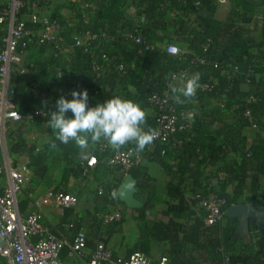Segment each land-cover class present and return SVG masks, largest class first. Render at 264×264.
<instances>
[{
    "label": "crops",
    "instance_id": "1",
    "mask_svg": "<svg viewBox=\"0 0 264 264\" xmlns=\"http://www.w3.org/2000/svg\"><path fill=\"white\" fill-rule=\"evenodd\" d=\"M111 1L50 0V12L57 16L61 23L60 37L63 39V47L57 56L50 47L30 48L24 62L33 68L35 74L45 73V77L39 78L50 90L52 101L55 102L61 95L68 98L75 87L90 84L89 60L82 58L79 50L73 47V38L85 30H93L101 33L104 49L110 57L100 82L105 91L109 89L108 86H119L120 77L115 68L118 60L124 63L131 78V84L125 85L123 90L132 93H135L132 84L140 83L146 77L154 88L166 91L170 90L169 79L174 72H186L189 76L199 73L200 87L195 97L182 103L188 107L189 113H194L191 117L194 132L205 130L210 141H215L218 137L222 139L224 135L236 136L248 146L256 138H264V130L249 125L238 123L236 128H233L235 123L231 120V114L219 106L220 94L207 97L203 89L204 85L215 88L220 86L221 82L236 83L243 78L248 57L264 52L261 33L264 4L256 5L249 12L236 6L232 0H228L226 4H220L218 0H159L162 14L155 13L152 16V10L149 9L152 0H115L113 7L115 10L117 8V15L108 17L103 11ZM197 1L201 2L199 7L194 6ZM220 25L230 26L233 30L232 35L227 36L228 39L225 38L223 43H213L211 57L223 66L205 70L182 67L187 56L199 51L201 41L211 37L208 34L210 29ZM128 33L143 37L147 43L161 50L168 42H172L182 50V58L145 52L140 46L125 40ZM168 59L176 60L173 62ZM177 62L181 64L176 65ZM59 73L62 75L57 79ZM251 96L252 94L245 95L249 101L253 100ZM145 109L146 118L153 119L154 109L150 105ZM46 136L43 148L49 142L48 128ZM186 144L190 149L188 161L193 163V167L201 160L200 148H194L191 140H187ZM107 146L114 150L108 144ZM6 147L9 157L14 158L16 162L21 158L28 164L29 160L21 151L16 152L12 145L10 148L8 145ZM88 157L83 159L82 164ZM167 162L170 165L176 164L174 160ZM223 163H200L201 175L194 170L189 172L185 176L186 182L178 187L165 173L161 158L154 148H150L143 154L141 164L131 169L137 189L134 197L141 204L137 209L127 208L118 199L119 187L129 175L123 177L126 172L120 169L98 164L87 176L71 177L66 183L61 181V173L48 178L43 174L44 171H40L36 175L32 173L31 182L24 187L21 207L23 213H26L35 201L43 198L47 190L63 188L78 196L79 204L76 209L61 211L50 202L41 205L44 221L58 238L67 237L71 240L76 233L83 232L88 252L99 242H103L115 256L127 257L132 252L139 251L141 227L161 222L164 224L168 240L152 243L149 257L153 264H158L162 257L167 258L168 264H176L177 259L178 264H186V260L196 264L198 256L187 241L202 240L201 229L196 224L201 219L194 196L202 191L203 186L217 184L218 178L222 176L219 165ZM247 175L240 205H248L257 218L242 221L235 217L236 240L231 257L232 264L241 263L242 254L247 253L245 244L254 246L253 241L257 239L263 246L259 253L264 254V226L260 225L264 224V177L254 171L248 172ZM226 193L232 195L233 190L227 189ZM104 211H120L122 220L115 225H103L99 217ZM64 224L70 227L66 228ZM253 232H256L255 237L250 239ZM67 252L68 249L64 248L61 253L66 264H88L86 257L74 259L69 257Z\"/></svg>",
    "mask_w": 264,
    "mask_h": 264
},
{
    "label": "built area",
    "instance_id": "2",
    "mask_svg": "<svg viewBox=\"0 0 264 264\" xmlns=\"http://www.w3.org/2000/svg\"><path fill=\"white\" fill-rule=\"evenodd\" d=\"M226 4L228 0H218ZM201 2H195L199 7ZM0 258L7 264H66L62 258V250L68 249L67 255L74 259L87 258L88 264H151V259L139 251L132 252L127 257L113 254L103 242L87 250V240L83 232L76 233L71 240L67 237L58 238L44 221L41 205L52 203L59 210H73L78 207V196L67 190L56 188L45 192L41 200L33 203L26 213L19 209V199L24 187L30 182L32 172L28 164H19L7 155V141L15 124L25 128L24 143L32 153L40 152L46 140L49 112L55 109V102L50 98V90L36 76L32 67L25 66V56L30 48L50 47L54 55L61 51L63 39L60 37L61 23L57 16L50 12V0H0ZM100 32L86 30L73 38V47L79 50L82 58L88 59L91 69L90 84L79 85L76 90L86 89L89 100L97 93L96 79H99L108 64L110 57L100 51L97 54ZM125 40L140 46L145 52H165L168 56L179 57L182 50L174 43L168 42L161 50L150 45L141 36L126 34ZM95 42H98L95 44ZM211 39L207 38L202 53L208 49ZM178 49L173 52L172 49ZM205 64L204 60L199 61ZM223 66V65H222ZM222 66L214 65L215 69ZM120 75L126 73L124 63L118 60L115 64ZM252 72L246 66L244 78ZM186 72L177 71L170 76L169 85L185 80ZM25 87L23 92L21 88ZM212 87L204 85V90ZM20 95L26 99L22 103ZM68 98H71L70 95ZM147 102L154 109L157 129L160 136L155 140L160 143L180 147L181 141H175L173 135L177 131L190 130L192 118L188 111L172 99L170 90L160 91L154 88L148 95ZM46 104V107H45ZM223 108V105H220ZM252 128L250 113L243 114ZM102 148H105L102 147ZM21 153L27 157V150ZM143 155L133 148L115 150L107 165L111 168L128 172L132 167L142 162ZM97 165V159L89 156L82 164V176H87ZM102 194V192H100ZM195 206L205 227H211L221 221L222 207L225 199L215 192L194 196ZM103 225H115L122 220L120 211H104L99 217ZM68 228L70 225L64 224ZM158 264H168L166 257L158 260Z\"/></svg>",
    "mask_w": 264,
    "mask_h": 264
},
{
    "label": "trees",
    "instance_id": "3",
    "mask_svg": "<svg viewBox=\"0 0 264 264\" xmlns=\"http://www.w3.org/2000/svg\"><path fill=\"white\" fill-rule=\"evenodd\" d=\"M158 2L159 0H152L151 4H149V9L152 10V16L155 15V13H157V15L162 14ZM232 2L236 6L249 12L252 11L256 5L264 4V0H259L258 2H252L249 0H232ZM114 3L115 0H112L111 3L106 6V10L103 11L104 15L108 17L117 15L118 11L117 8L115 10L113 7ZM232 33V27L226 25H220L218 27L211 28L208 33L211 36V43L209 44L207 51L202 53L206 43V38L205 40L201 41V47L198 52L196 51L195 54L187 56V59L183 61L184 66L182 67L187 66L188 68H198V70H205L215 69L213 67L214 65H218L219 67L222 66V64L217 63L216 60L211 57L212 47L214 45L213 43H217V41L218 45L219 43H223L226 41L225 38L232 35ZM261 33L262 39L264 41V22ZM97 43L98 42H95V44ZM148 44L152 45L151 43ZM97 45V54H99L100 51L107 53L104 49V41L102 39ZM148 53L160 54V56H168L165 52L161 51ZM173 58L181 59L182 55ZM168 60L171 61L173 59ZM175 60H173V62ZM201 60H204L205 64H201L199 62ZM179 63L180 62H177L176 65ZM25 66L27 65L25 64ZM247 66L251 67L252 70L248 78H240L236 83L221 82L220 86L215 88L212 87L210 90L204 91L207 97H212L218 93L220 94V105H223V108H220L223 111H227L231 114V120H233V123H235L233 128H236L238 123L251 126L247 119L243 118V114L248 111L252 118V123L258 129L264 130V52L249 56L247 60ZM44 74L45 73H38L36 76L45 77ZM91 77L92 74L90 79ZM119 77V86L117 88L108 86L109 89L107 91L103 89V85H100L102 76L99 79H96V87L98 88L97 93L89 100V105L94 106L95 103L103 102L112 98L113 96L118 95L122 98L130 99L139 103L144 109L149 106L147 98L154 87L151 85L152 83L148 81L147 77L140 83L132 84L134 86L135 93L123 90L125 85L131 84V78L127 69L126 73L124 75L119 74ZM24 90L25 87H22L20 92H23ZM246 94L248 96L252 94L251 98L253 100L249 101V99L245 97ZM20 99L22 103L27 102V99L23 95H20ZM180 106L184 108L185 111L189 112L187 106L184 104H180ZM143 127L145 130L148 128L157 129L156 115L153 119L146 118ZM229 128L231 129V127ZM48 135L49 142L44 148L40 150V152L32 153L31 149L24 143V141L20 139V142H13L12 149L16 152L27 150V159L29 160L28 167L30 168L31 172L34 173V175L54 165L60 164L61 181L64 183H66L71 177H84L82 176V162L86 156H94L97 159V165L101 164L102 166L109 168L107 161L109 160L113 151L126 148L136 149L135 143L131 142L119 149L111 150L107 146V142L102 140L95 144H91L87 154H85L72 141L67 144L60 143L55 139V135L52 129L49 127ZM9 138H11L12 141L15 140V138L12 137V130ZM173 138L176 142L181 141L180 147L176 146L174 148L172 147V144H164L160 143L159 141H154L153 145L146 146L143 151L139 152L143 155L150 148H154V151L157 153L158 157L161 158V164L165 173L178 187H181L184 182H186L185 176L189 172L194 170L199 175H201L202 172L199 170L201 165L200 163H209V165H213L224 162L223 165H219L222 176L218 178L217 184L215 186L209 187L208 185L203 186L202 191L198 193L201 195H206L210 192H215L219 193L225 199V204L222 207V219L220 222L211 227H205L200 216L201 221H197L196 224L197 227L201 229L202 240L187 239V241L190 245H192V251L196 252L198 256L196 264H232L231 257L234 254V241L236 240L235 217L227 216L226 211L233 206L241 204V197L245 190L248 172L254 171L260 176L264 177V138H256V140L249 146L236 136L234 137L224 135L222 139L218 137L215 141H210L205 130L201 129V131L195 133L193 130V124L190 130L177 131L173 135ZM187 140H191L193 142L194 148H200L199 154L201 155V160L199 163L195 164V166L193 165V167L191 166L193 163L191 161L189 162L187 157V155L190 153V149L186 144ZM104 146L105 148H102ZM53 157H55L56 161H53ZM168 160H174L176 164L170 165L167 162ZM131 169L124 173L123 177H125L127 174L131 175ZM24 189L22 193L24 192ZM56 189L65 190L63 188ZM227 189L233 190L232 195H228L226 193ZM22 203L23 202L20 196L19 209L21 213H23V207H21ZM226 220L227 222L225 223L224 221ZM231 220L232 225H230ZM255 233L256 232H253L250 235V239L255 237ZM167 237L168 236L165 231L164 224L161 222H156L150 226L141 227L140 240L138 244L139 252L150 258L149 253L152 243L166 241L168 240ZM253 244L254 246H251L248 243L245 244L247 247V253L245 252L242 254L243 261L239 264H264V254L259 253L263 250L262 243L259 239H257L253 241ZM0 259L3 260L2 258ZM178 263L179 261L177 259L176 264ZM151 264H153L152 260ZM186 264L192 263L186 260Z\"/></svg>",
    "mask_w": 264,
    "mask_h": 264
},
{
    "label": "clouds",
    "instance_id": "4",
    "mask_svg": "<svg viewBox=\"0 0 264 264\" xmlns=\"http://www.w3.org/2000/svg\"><path fill=\"white\" fill-rule=\"evenodd\" d=\"M172 51L177 52L178 49L173 48ZM61 75L59 73L56 78L59 79ZM199 81L200 74L193 73L187 79L172 84V99L181 104L191 100L200 87ZM70 97L61 95L56 99L55 109L49 112L48 127L60 143L72 141L85 154L91 144L102 140L113 149L134 142L136 151L139 152L146 146L153 145L160 136L155 128L145 130L143 125L147 110L135 101L117 95L90 106L86 89H73ZM193 115L194 113L188 114L189 118Z\"/></svg>",
    "mask_w": 264,
    "mask_h": 264
},
{
    "label": "water",
    "instance_id": "5",
    "mask_svg": "<svg viewBox=\"0 0 264 264\" xmlns=\"http://www.w3.org/2000/svg\"><path fill=\"white\" fill-rule=\"evenodd\" d=\"M136 191V180L131 175H127L118 190L119 201L129 209L140 208L141 204L134 197ZM226 215L236 217L242 221L247 219L255 220L257 218L256 213L251 211L248 205L245 204L231 207L226 211ZM260 225L264 226L263 223Z\"/></svg>",
    "mask_w": 264,
    "mask_h": 264
},
{
    "label": "rangeland",
    "instance_id": "6",
    "mask_svg": "<svg viewBox=\"0 0 264 264\" xmlns=\"http://www.w3.org/2000/svg\"><path fill=\"white\" fill-rule=\"evenodd\" d=\"M1 35L3 36L2 32L0 33V36ZM24 132H25L24 127L22 125H20V124L14 125L12 128V137H14L15 140L12 141L11 138H8V141H7L8 147L10 148L11 145L13 146V142L16 143V142H20V140L23 141ZM16 139H17V141H16ZM53 161H56L55 157H53ZM18 163L19 164H25V162L21 158H19ZM60 171H61V165L57 164V165H54V166L44 170L43 174L45 175V177L53 178V176L58 175L60 173ZM0 264H5V262L0 259Z\"/></svg>",
    "mask_w": 264,
    "mask_h": 264
}]
</instances>
